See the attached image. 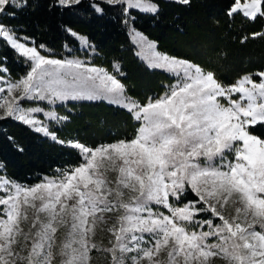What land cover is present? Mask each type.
Wrapping results in <instances>:
<instances>
[{
	"label": "snow or ice",
	"instance_id": "6c2138e0",
	"mask_svg": "<svg viewBox=\"0 0 264 264\" xmlns=\"http://www.w3.org/2000/svg\"><path fill=\"white\" fill-rule=\"evenodd\" d=\"M83 2L52 0L49 7L71 10ZM164 2L190 8L193 0ZM86 3L100 18L118 10L133 55L171 83L141 101L130 94L120 61L109 70L68 44L67 55L58 56L22 25L7 23L32 8V0H0V42L27 68L13 78L7 56L0 57V121L21 123L80 158L34 185L10 177L0 162V264H54L57 256L59 264H92L93 250L110 254V264H210L213 257L264 264V138L256 134L258 125L264 128V70L224 83L200 64L160 49L136 22L139 16L159 19L161 0ZM225 14L230 22L238 15L264 20V0H232ZM64 31L78 50L98 54L88 36ZM250 36L264 38V32ZM82 101L126 111L138 122L135 136L95 147L60 139L53 128L69 117L58 109ZM106 213L114 214L106 229L112 239L101 248L97 226L107 223Z\"/></svg>",
	"mask_w": 264,
	"mask_h": 264
},
{
	"label": "trees",
	"instance_id": "16d2710c",
	"mask_svg": "<svg viewBox=\"0 0 264 264\" xmlns=\"http://www.w3.org/2000/svg\"><path fill=\"white\" fill-rule=\"evenodd\" d=\"M52 0H32L33 7L9 24L22 25L23 31L36 42L44 43L57 55H67L64 45L74 52L78 42L65 31L70 27L89 37L98 54L91 55L92 63L111 70L113 61H120L126 73L125 83L131 87L130 94L141 101L147 96L163 92V85L171 83L163 71H149L143 62L132 53V44L127 31L120 23L118 10L108 9L104 18L96 16L87 7L86 0L71 10L50 8ZM232 0H193L190 8L161 0L163 9L159 19L139 16L136 27L157 40L160 49L190 59L213 71L224 83H233L239 76L264 70V38H251L253 32H263L264 20L249 22L237 16L230 22L225 14ZM231 24V27H230ZM249 39L241 43V38ZM7 56V67L12 77L18 79L27 68L18 63L15 53L0 42V57ZM67 115V123L53 128L60 139L78 140L95 147L119 139H132L138 122L117 107L101 101L69 102L60 108ZM257 135L264 138V128L257 126ZM12 136L15 144L24 151H17L15 144L7 139ZM0 162L6 165L7 173L20 183L34 185L46 176H54L57 169L78 165L76 150L52 142L30 130L21 123L0 121Z\"/></svg>",
	"mask_w": 264,
	"mask_h": 264
},
{
	"label": "rangeland",
	"instance_id": "374dc122",
	"mask_svg": "<svg viewBox=\"0 0 264 264\" xmlns=\"http://www.w3.org/2000/svg\"><path fill=\"white\" fill-rule=\"evenodd\" d=\"M263 32H264V26H263ZM82 35H84V34H82ZM75 54L79 55L81 58L92 59V57L91 56L89 57V54L84 52L83 50L76 51ZM98 66H101V65H98ZM58 111H59L60 115H64L63 113H61L60 108L58 109ZM109 176H110V178H114L115 174L109 173ZM46 177H52V176H46ZM229 211H233L231 205H229ZM104 216H105V220L107 221V223L98 224L97 236H96V242H97L98 246L101 248L110 246L109 241L112 238H111V234L108 233L106 231V229L113 222L112 219H109V217L114 216V214L106 213V214H104ZM24 227L27 230L28 225L26 224V225H24ZM63 231L64 230L62 229L61 232L58 233V235H62ZM159 259L166 262V260H167L166 252H162ZM59 260H60V258L57 256V259L54 261V264H59ZM110 261H111L110 254L103 253V252H97L96 250H93V252H92V264H110ZM210 264H226V262L221 257H213V258H210Z\"/></svg>",
	"mask_w": 264,
	"mask_h": 264
}]
</instances>
